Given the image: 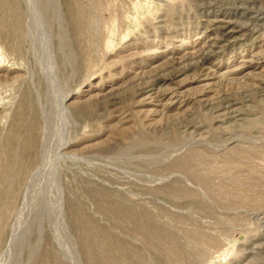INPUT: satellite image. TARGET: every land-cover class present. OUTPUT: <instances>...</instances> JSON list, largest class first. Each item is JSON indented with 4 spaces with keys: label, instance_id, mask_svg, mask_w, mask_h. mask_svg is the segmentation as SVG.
Returning <instances> with one entry per match:
<instances>
[{
    "label": "rangeland",
    "instance_id": "1",
    "mask_svg": "<svg viewBox=\"0 0 264 264\" xmlns=\"http://www.w3.org/2000/svg\"><path fill=\"white\" fill-rule=\"evenodd\" d=\"M0 264H264V0H0Z\"/></svg>",
    "mask_w": 264,
    "mask_h": 264
}]
</instances>
